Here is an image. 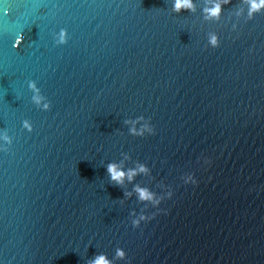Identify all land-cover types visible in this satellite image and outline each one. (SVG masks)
<instances>
[{"label": "water", "instance_id": "95a60500", "mask_svg": "<svg viewBox=\"0 0 264 264\" xmlns=\"http://www.w3.org/2000/svg\"><path fill=\"white\" fill-rule=\"evenodd\" d=\"M240 2L206 21L203 0L195 12L171 0H0V127L13 136L0 151L2 264H87L116 247L128 254L116 264H264V12L235 17ZM61 27L68 41L55 44ZM33 78L49 110L31 102ZM140 114L154 133L128 132L124 118ZM124 152L152 178L111 181L106 165ZM160 181L172 196L133 227L141 203H121L124 191H167Z\"/></svg>", "mask_w": 264, "mask_h": 264}, {"label": "clouds", "instance_id": "9594fccd", "mask_svg": "<svg viewBox=\"0 0 264 264\" xmlns=\"http://www.w3.org/2000/svg\"><path fill=\"white\" fill-rule=\"evenodd\" d=\"M230 3V0H203L200 5L202 17L206 21H218L222 17L223 5ZM198 7V0H171V10L173 12H180L182 9H188L195 12ZM7 11V10H6ZM264 12V0H241L240 4L232 10V15L235 17H244L251 19L256 13ZM236 28V23L232 24ZM55 44H64L68 41L69 33L65 27L59 28L58 31L52 33ZM23 40L22 32L15 35L14 47L18 46ZM207 45L213 48L220 44V33L215 30L206 33ZM27 88L31 92V102L41 110H49L52 102L49 97L44 94L38 81L36 79L27 80ZM123 123L128 126V132L136 136H144L145 134H152L155 127L151 122V117L143 114L136 116H128L124 118ZM21 125L28 131L33 130V122L30 118L24 117ZM13 142V136L9 129L0 127V151H7L9 145ZM123 160H111L107 163L106 169L109 179L118 185H124L125 182H131L138 174H144L151 177V168L143 161L137 160L132 167H125L124 160L129 159L127 152L121 153ZM204 162L208 163V157H204ZM181 179L184 183H197V177L194 172H186L181 174ZM158 186L166 188L167 191L157 192L148 184L134 183L131 189L124 191V199L135 195L136 201L141 203V208L137 211L132 208L129 212L130 221L133 227H138L141 221L151 218L150 214L145 211L149 206H158L165 196L171 197L172 190L169 185H165L163 181L158 182ZM159 210V209H158ZM151 215H155L152 213ZM128 258L127 251L123 247H116L114 256H109L106 252H98L87 260V264H116L117 260H125ZM2 264V262H0Z\"/></svg>", "mask_w": 264, "mask_h": 264}]
</instances>
